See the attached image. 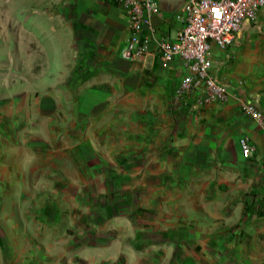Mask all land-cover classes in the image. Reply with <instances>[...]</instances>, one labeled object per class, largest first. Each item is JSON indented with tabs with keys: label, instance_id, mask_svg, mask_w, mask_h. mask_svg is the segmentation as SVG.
<instances>
[{
	"label": "crops",
	"instance_id": "crops-1",
	"mask_svg": "<svg viewBox=\"0 0 264 264\" xmlns=\"http://www.w3.org/2000/svg\"><path fill=\"white\" fill-rule=\"evenodd\" d=\"M158 1L154 30H147L150 51L130 59L122 56L130 27L120 3L64 0L74 8L72 21L62 19L72 28L66 33L91 49H74L73 70L87 71L81 64L88 55L100 66L87 80L81 74L75 80L74 104L93 89L98 106L91 114L74 108L73 127L61 128V144H42V150L17 144L25 160L2 154L0 220L12 235H2L0 221V248L23 247L22 236L43 242L63 222V231L75 236L72 241L64 233L61 264H80L90 253L109 264L122 248L126 264H264V137L240 108L247 101L264 112V6L256 20L243 22L232 45L212 44V73L228 87L229 100L194 108L195 98L186 104L175 96L188 72L184 60L164 61L157 51L162 38H174L182 27L175 15L186 0ZM18 102L1 109L16 119ZM242 136L257 148L251 158L242 156ZM62 157L86 174H72ZM61 195L71 203L67 214ZM27 260L11 255L1 263Z\"/></svg>",
	"mask_w": 264,
	"mask_h": 264
},
{
	"label": "rangeland",
	"instance_id": "rangeland-1",
	"mask_svg": "<svg viewBox=\"0 0 264 264\" xmlns=\"http://www.w3.org/2000/svg\"><path fill=\"white\" fill-rule=\"evenodd\" d=\"M67 3L64 5V0H0V117H2L0 159L5 152L13 153L15 161L27 159L28 155L24 150L15 151L17 144L21 145L22 149H25L26 145L35 144L39 150H42V144H61V128L73 127L74 108L79 109L81 106L82 110L79 111L91 114L92 109L98 106L95 103L97 96L93 94L95 91L93 89L87 90L88 98L84 103L74 104L77 96L73 87L75 80L80 74L82 80H87V76L99 70L100 66L97 59L88 55L81 64L89 66L87 71L73 70L74 64H78L74 57V52L77 53V50L74 49L78 47L84 50L85 47L83 45L81 47L79 41L66 33L72 28L65 26L62 19L72 21L74 15L73 3L71 5ZM89 48H85L88 53L91 50ZM13 99L20 101L18 106L16 105L18 108L16 119L5 115V110L1 109ZM49 131L50 135H46L45 132ZM36 133H41L40 135L49 141L41 142L39 139L41 136ZM85 154L88 157L89 153ZM50 157L57 159L56 156L50 155ZM43 158L48 157L45 155ZM62 161L67 164L66 168L70 169L72 174H86L85 170L82 171L71 161L63 157ZM66 176L61 173L63 180ZM67 186L63 183L61 189ZM14 187L22 188L17 184L13 185ZM1 201L4 206L9 205L8 194H5ZM59 204L63 214L69 213L68 207L71 203L64 201L63 195ZM0 221L3 223L2 235H12L10 226L3 218ZM61 224L55 236L45 233L46 239L43 242L32 240L29 237L31 233H27L29 242H26L22 236L25 232L19 233L23 237V241L20 242L23 247L0 248V264L3 259H8L11 255L20 258L28 256L30 261L27 260L26 264H61V245L65 244L63 235L65 233L72 241V237L75 236L72 230L64 232L65 224L63 222ZM78 240L80 239H75L74 242ZM72 241L69 242L73 243ZM104 256L103 253L100 258L104 259ZM94 257L97 256L90 253L79 262L100 264L94 261ZM86 258L90 260L89 263L86 262ZM109 264H126V249H115L114 258Z\"/></svg>",
	"mask_w": 264,
	"mask_h": 264
},
{
	"label": "built area",
	"instance_id": "built-area-1",
	"mask_svg": "<svg viewBox=\"0 0 264 264\" xmlns=\"http://www.w3.org/2000/svg\"><path fill=\"white\" fill-rule=\"evenodd\" d=\"M130 27L129 39L122 50L125 58L144 57L150 51L152 20L160 12L158 0H118ZM264 0H186L176 13L182 27L174 38L164 37L158 43V54L164 61L176 57L184 60L188 72L175 93L177 101L199 108L209 103H225L230 98L228 87L212 73V44L226 48L233 44L245 20L254 21ZM241 110L261 126L264 137V112L253 103L243 101ZM241 153L251 158L257 148L250 137L240 138Z\"/></svg>",
	"mask_w": 264,
	"mask_h": 264
},
{
	"label": "trees",
	"instance_id": "trees-1",
	"mask_svg": "<svg viewBox=\"0 0 264 264\" xmlns=\"http://www.w3.org/2000/svg\"><path fill=\"white\" fill-rule=\"evenodd\" d=\"M113 4H118V0H110Z\"/></svg>",
	"mask_w": 264,
	"mask_h": 264
}]
</instances>
